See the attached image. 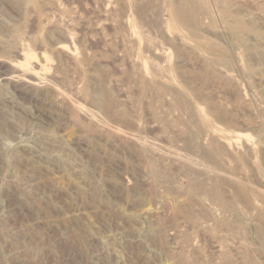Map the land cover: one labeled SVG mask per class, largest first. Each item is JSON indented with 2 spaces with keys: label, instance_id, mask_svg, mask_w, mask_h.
Segmentation results:
<instances>
[{
  "label": "rangeland",
  "instance_id": "1",
  "mask_svg": "<svg viewBox=\"0 0 264 264\" xmlns=\"http://www.w3.org/2000/svg\"><path fill=\"white\" fill-rule=\"evenodd\" d=\"M166 1L0 0V264H264V220L255 207L240 199L241 208L224 212L204 197L200 206V195L185 187L222 178L231 197L235 188L251 191L264 210V0H228L257 29L243 45L220 17L222 0L206 1L202 42L218 43L225 57L195 39L164 36L169 5L178 0ZM248 41L259 44L246 61ZM60 43L77 48V60L59 52ZM23 45L33 60L48 57L40 84L12 66ZM157 64L177 68L170 78L157 74ZM98 68L117 99L109 119L81 93L96 90ZM141 77L151 88L145 94ZM159 79L168 89L184 87L189 108L178 105L179 89L158 95ZM190 101L204 108L206 127ZM223 135L233 137L230 144ZM211 149L213 166L203 155ZM153 159L176 182H157ZM189 204L221 230L187 222Z\"/></svg>",
  "mask_w": 264,
  "mask_h": 264
},
{
  "label": "bare ground",
  "instance_id": "2",
  "mask_svg": "<svg viewBox=\"0 0 264 264\" xmlns=\"http://www.w3.org/2000/svg\"><path fill=\"white\" fill-rule=\"evenodd\" d=\"M160 2H161V0H159ZM163 1H166V0H163ZM207 0H178L175 4H174V2H173V4H170L169 5V8H168V6H167V4H166V2L168 3V1H166L165 2V4H166V8H168V10H169V12H168V16H167V18L166 19H164V23H165V25H166V29H163V33L162 34H164V36L166 35V37H167V34H165V32H170V33H174V35L176 36H178V37H180V39H181V41H183V42H186V43H188V41L190 42V39L191 40H197V42H199L198 44H196L198 47H201V50H202V47H206L207 49H210V50H214V51H216V52H218V54H220V55H222L223 57H225L226 56V53H225V51L222 49V48H220V46L218 45V43H213V42H210V43H208V42H206V44H204L205 42L203 41L202 42V40L204 39L201 35H200V33H199V30H200V32L202 33V31H201V26L200 25H202L203 26V22H201V19H203V18H201V15H203L204 16V14L208 11V10H210V8L208 7L209 5L207 4V2H206ZM221 1V0H220ZM22 2H24V3H32V4H37L38 3V0H22ZM217 2H218V0H217ZM222 2V8H220L219 6H218V3H217V6L219 7V9H221V10H219V11H221V14H220V17H221V15H222V19H224L230 26V29H231V31L233 30V32H234V34H235V36L237 37V38H239V39H241V41H242V45H243V41L246 39V41H247V38H246V35L248 34V33H253L254 32V34H255V32H256V35H257V29H255L254 27V25H253V23H251V22H249V18H247V20L244 18V14L242 13H240V11L238 12V10H236L235 11V9H234V11H232L231 10V7L230 6H233V5H231L232 3L230 2V1H228V0H222L221 1ZM164 4V3H163ZM220 4V3H219ZM165 6V5H164ZM239 7V6H238ZM238 9V8H237ZM246 11V10H245ZM209 13L211 12V10L210 11H208ZM165 14V15H166ZM211 14V13H210ZM206 17H207V15H206ZM209 17V16H208ZM246 17V16H245ZM163 20V19H162ZM203 21V20H202ZM224 21V22H225ZM251 21V20H250ZM162 22V21H161ZM226 23V24H227ZM212 24V23H211ZM227 24V25H228ZM213 25V24H212ZM215 26V25H214ZM164 27V26H163ZM213 27V26H212ZM165 28V27H164ZM165 30H167V31H165ZM17 32V31H16ZM186 33L187 34H189L188 36L186 35ZM262 33V32H261ZM261 33H259L260 35H261ZM17 34H19L18 32H17ZM16 34V35H17ZM263 34V33H262ZM178 37H176V38H178ZM247 37H248V35H247ZM263 39H264V34H263ZM173 38H174V36H173ZM203 38V39H202ZM175 39V38H174ZM189 39V40H188ZM239 39H237V40H239ZM248 39H250V37L248 38ZM176 40H178V39H176ZM245 43V42H244ZM247 43H249V45H250V43H251V41L249 42H247ZM195 44V43H194ZM259 43H257V45H258ZM195 45V46H196ZM257 45L255 44L254 46L255 47H257ZM261 45V44H260ZM13 45H11L10 44V46H9V48H11ZM196 46V47H197ZM246 47L248 46V44L247 45H245ZM244 46V50L243 51H245L246 49H247V53L246 54H248V59H246V61H249V58H250V56H251V52H252V55L254 56V54H253V51H254V46L252 47L251 45H250V47L248 46L247 48ZM242 47V46H241ZM7 48V47H6ZM8 48V49H9ZM246 48V49H245ZM258 48H260V46L258 47ZM200 49V48H199ZM253 49V51H251L250 52V50H252ZM21 51H19L18 52V56H20V59H16V60H13V62H12V66L14 67V69H15V71L18 73V75L19 76H22V77H30V78H33L34 80H36V82H37V84H40V83H42L43 82V80L45 79V78H47V68L49 67V64H48V57H46L45 55H43L42 57H43V59H44V61L42 60V59H40L39 60V58L38 59H36V60H33V58L34 57H36V56H33V54L32 53H30L29 52V50H30V48L29 47H27V46H25V45H23L22 46V49H20ZM57 50L59 51V52H65V53H67V54H69L73 59H75V60H77V58H78V52H77V48H73V47H71L70 46V44H68V43H60L59 45H58V47H57ZM258 50V49H257ZM255 51H256V49H255ZM259 51V50H258ZM249 52H250V56H249ZM180 53V52H179ZM164 54V53H163ZM165 57L166 58H169V53L168 52H166L165 51ZM246 55L244 54V57H245ZM37 58V57H36ZM231 58V57H230ZM215 60V59H214ZM214 60H213V62H214ZM224 60V59H223ZM216 61V60H215ZM217 61L219 62V61H222L221 59H217ZM224 61H227L226 59L224 60ZM229 61V60H228ZM227 61V64L229 63ZM256 62V61H255ZM247 64H246V66L248 65V66H250V69L248 68V66H247V68H248V70L250 71L252 68H251V66L253 65H250L251 63H252V61L250 60V62H246ZM249 63V64H248ZM245 66V67H246ZM254 66V65H253ZM62 66L60 65V68H61ZM172 68H173V66H171V67H165V66H162V65H160V64H157L156 66H155V71L157 72V74H160V73H164V72H168L167 73V75H169V77L171 78V74L172 73H174V71H175V69L177 68V67H174V71L172 72ZM246 68V69H247ZM62 69H63V67H62ZM62 71V70H61ZM177 71V70H176ZM253 71V70H252ZM65 72V71H64ZM160 72V73H159ZM178 72V74H179V72H180V74L182 73V71H177ZM156 75V74H155ZM95 76V75H94ZM159 77V76H158ZM106 77H105V73L100 69V68H98L97 70H96V80H97V82H98V87L96 88V90H93L92 91V88H90V87H88V86H86V87H84L83 89H82V96L84 97V99H88V101L90 100V102H93V104L92 105H94L95 104V107L93 106V108H94V110H95V108L97 107L98 108V110H100V111H104V113L106 112L107 113V115H108V119L110 118L109 117V113H113V111H114V109H115V107H114V105H115V100H117L116 98H115V92H113L111 89H109V87H107V83H106V81L105 80H107V79H105ZM54 79V78H53ZM155 80H157V79H155ZM158 81V80H157ZM157 81H155L154 82V84H156V85H154L153 84V86H155L154 87V89H155V91L157 92V94L158 95H160V96H162L163 94H165L164 92H167V90L166 89H168V86H167V88H165V87H163V86H165V85H158V83L159 84H164V83H160L161 82V80L159 79V82H157ZM205 82H206V80H204ZM94 82H96V81H94ZM139 85H140V87H141V89H142V92H143V94H145L149 89H151V88H149L148 86H147V84H146V81H145V79L144 78H139ZM95 88V87H94ZM174 88H175V91H174ZM170 87V89H168V91L170 92L171 91V89H172V91L175 93L176 91H177V89H179L178 91V93L176 94V96H175V98L177 99V102H178V105H181V107L182 106H184V107H186V108H189V106L187 107V105H188V103H189V100H188V98L190 99V97H188V98H184V95L186 94H183L184 93V91L182 90V89H184V87H181V88H176V87ZM199 88V87H198ZM91 89V90H90ZM193 90L194 91H196L197 90V87H196V89L195 88H193ZM95 91V92H94ZM172 91H171V93H172ZM193 91V92H194ZM203 92V91H202ZM201 92V90L200 89H198V95L200 94V96L201 97H204V93H202ZM173 94V93H172ZM174 94V95H175ZM195 95L197 94V93H194ZM157 95V96H158ZM197 96V95H196ZM200 96H198V97H200ZM159 97V96H158ZM157 97V98H158ZM186 97V96H185ZM200 97V98H201ZM175 99V100H176ZM187 100V101H186ZM193 101V100H192ZM192 101H190V104L189 105H191L192 107H190V109H192V108H194L193 106H194V104L196 103L195 101H193V105L191 104V102ZM183 107V108H184ZM124 108H126L127 109V111L129 112L130 110H128V108L127 107H123V109ZM126 109L124 110V112H123V110H122V112L124 113L123 115L126 117H129L130 115L127 113L126 114ZM97 110V109H96ZM196 113H195V112ZM194 115L195 114H197L196 115V117H198V121L200 122V124H201V126H202V128L203 127H206V124H207V122H208V117H207V114L205 113V110H204V108H199L198 106H197V104L195 105V108H194ZM97 112V111H96ZM106 113H105V115H106ZM96 114V116H100L99 115V111L97 112V113H95ZM98 114V115H97ZM102 115V114H101ZM104 115V116H105ZM106 115V116H107ZM103 116V115H102ZM101 116V117H102ZM111 116V115H110ZM100 117V118H101ZM107 118V117H106ZM106 118L104 117V119L106 120ZM107 119V120H108ZM130 120H132L131 118H130ZM213 132L215 133L216 132V130H213ZM236 136L239 138V137H249V135H247L246 133H243V132H238L237 134H236ZM223 138H224V142H225V144H230V142H231V140L229 139V138H233V137H228L227 138V136L226 135H223ZM94 139V138H93ZM95 141V140H94ZM144 146H145V148H146V144H144ZM143 146V147H144ZM147 149H148V147H147ZM146 149V150H147ZM255 148L253 147V146H251V151L253 152V150H254ZM145 150V149H144ZM214 150H219L220 151V153H222V154H224L225 153V151H224V149H218L217 147H214ZM213 149H211V150H208V151H206L203 155L205 156V158H206V162H207V160H209V163H211L212 165L211 166H213V164L215 163V165L219 162L218 161V159L215 157V151H214ZM190 152H192V150H189ZM189 152V153H190ZM151 162H150V166H151V171H152V176H153V178H155V179H157V182H158V180L160 181V179L162 180V181H170L171 180V182H172V184H173V182H176L175 180H173V179H171L172 177H171V175L169 176V175H167V173H164V172H162L160 169H159V162H157L156 160H150ZM211 161V162H210ZM205 162V163H206ZM208 163V162H207ZM207 166H208V164H206ZM209 167H210V164H209ZM208 167V169H210ZM259 167H260V165H259ZM111 168V167H110ZM115 173V172H114ZM79 174V173H78ZM109 174H111V173H109ZM84 175V174H83ZM113 176V175H112ZM77 177V176H76ZM162 177L164 178V179H162ZM169 177V178H168ZM96 178V177H95ZM166 178V179H165ZM85 179V178H84ZM174 179H176L175 177H174ZM89 180V179H88ZM91 180V179H90ZM177 180V179H176ZM161 181V182H162ZM166 181V182H167ZM219 182H218V184H211L210 186L208 185V183H206V185L204 184V182L203 181H201V183L199 182V183H197V181H196V183H195V181H194V183H192V185H191V182L189 183H185L186 185H185V187L188 185V184H190V185H188V186H191L192 188H193V190L194 191H192V192H194L195 193V195L196 194H199L200 196H195V197H199V199L197 200L196 198H195V202L197 203V201L199 202V200L200 199H202V200H200V204H201V202L202 201H204L203 200V197H204V199L205 200H207V203L206 204H208V200H210V203H213V202H215V205L214 206H221V209H223L224 210V212L225 211H228V210H231L232 209V211H234L233 209H235V207H236V209L239 207V205H241V201L242 200H240V199H243L244 200V202L242 203V204H249V205H247L248 207L250 206H253V208L255 207L256 208V210L254 209V211H256V213L258 212V214H259V216L261 217V218H263V220H264V210H262L260 207H259V205H258V203H257V200L255 201V198L254 197H252V196H250V194L252 195L253 193L251 192V191H243V190H239L238 188H235V191H236V193H235V195H234V197H231L232 195H229L228 194V192L226 191V186H227V182H223V179L222 178H220L219 180H218ZM83 182V181H82ZM171 182H169L168 183V185L170 184V185H172L171 184ZM163 183V182H162ZM166 184V183H165ZM167 185V186H168ZM136 187H137V189L138 190H136ZM133 190L135 191H140V190H142V189H140L139 190V187L140 186H136ZM169 187V186H168ZM141 188V187H140ZM170 188V187H169ZM189 187H187V189H188ZM236 189H238V190H236ZM189 190H191V188L189 189ZM125 192V191H124ZM128 192V191H127ZM131 192V191H130ZM137 192V193H138ZM185 192V191H184ZM186 192H187V190H186ZM225 192L228 194H225ZM134 193V192H133ZM136 192L134 193V194H136V195H138ZM140 193V192H139ZM142 193V192H141ZM250 193V194H249ZM190 194H193V193H189V195ZM140 195H142V194H140ZM188 195V196H189ZM127 196V195H126ZM139 196V195H138ZM227 196H228V198H227ZM253 196H254V194H253ZM190 197H194L193 195L192 196H190ZM202 197V198H201ZM207 197V198H206ZM229 197H231V198H229ZM208 198H210V199H208ZM193 199V198H192ZM257 199V198H256ZM189 200H191V199H189ZM194 200V199H193ZM193 200H191V201H193ZM190 201V202H191ZM237 202H241V203H237ZM246 202V203H245ZM194 205H195V203L194 202H192ZM205 203V202H204ZM198 204V203H197ZM200 204H198V205H200ZM202 204H203V202H202ZM206 204H204V205H206ZM236 204V205H235ZM191 204H189V208L185 211V214H184V216H185V219L187 218V222H189V223H193V222H196L197 223V225H199V221H201L200 222V224L201 223H205V218H204V220L202 221V219L201 220H199L200 219V215H199V217H198V215L196 214V211L194 212V214H193V212L191 211V210H193L196 206H194V205H191ZM212 205V204H211ZM235 205V207H233ZM194 206V207H193ZM200 206H202V205H200ZM207 206V208L208 209H211V208H209V206L208 205H206ZM214 206H212V207H214ZM244 206V205H243ZM247 206L245 207L244 206V208H247ZM190 207H193V209H191ZM249 207V208H250ZM204 208V207H203ZM216 208V207H215ZM239 208H241V207H239ZM252 208V207H251ZM207 209V210H208ZM219 210V209H216V211L217 210H219V211H222V210ZM242 209H243V207H242ZM195 210V209H194ZM214 210V209H213ZM212 210V215L214 214V211ZM237 211V210H236ZM242 212V210H240V209H238V212ZM228 212H231V211H228ZM227 212V213H228ZM206 213V215H207V212H205ZM210 213H211V210H210ZM222 213H223V211H222ZM195 214L197 215V218H196V216H195ZM208 214H209V211H208ZM219 214V213H218ZM226 214V213H225ZM233 214H234V212H233ZM244 214V213H243ZM202 216H204V215H202ZM211 216V215H210ZM209 216V217H210ZM213 216H215V215H213ZM230 216V215H229ZM229 216H227V218H229ZM218 217V216H217ZM220 217H221V215H220ZM224 218H225V215L223 216ZM211 218H212V216H211ZM222 218V217H221ZM213 219H215V218H213ZM213 219H212V221H213ZM197 220H199V221H197ZM208 220L209 219H207V223H205V224H207L205 227H209L210 225L209 224H211L210 222H208ZM219 219H217V221H218ZM225 220V219H224ZM228 220V219H227ZM210 221V220H209ZM216 221V220H215ZM214 221V222H215ZM236 221H239L238 219L236 220ZM236 221H235V223H236ZM232 222H234V221H231V223H230V220H229V222H228V225L226 224V226L229 228H233L232 230H236V227H237V230H238V224H240V223H238V224H235V223H232ZM203 223V224H204ZM209 223V224H208ZM216 223V222H215ZM217 223H219V222H217ZM226 223V222H225ZM224 223V224H225ZM203 224H201V227H203ZM204 224V225H205ZM223 224V226H225ZM193 225V224H192ZM212 225V227L211 228H213L212 230H216L217 228L216 227H214V225L213 224H211ZM218 226H219V224H217ZM237 225V226H236ZM215 226H216V224H215ZM223 226H221V227H223ZM236 226V227H235ZM241 226V225H240ZM239 226V227H240ZM235 227V228H234ZM215 228V229H214ZM229 228V229H230ZM206 229V228H205ZM219 227H218V229L216 230V231H219ZM221 230V229H220ZM244 230V229H243ZM239 231V230H238ZM214 233V232H213ZM220 233V232H219ZM223 238V237H222ZM220 239H221V236H220ZM223 240H224V238H223ZM186 242H188V243H191V241H190V238H188V237H186V240H185ZM219 241H221V240H219ZM223 242V241H222ZM227 242V241H226ZM189 245V244H188ZM222 245H223V243H222ZM227 245V244H226ZM223 247H224V245H223ZM195 251V250H194ZM189 252V251H188ZM187 251H186V253H188ZM192 252V253H191ZM190 253H191V255L193 254V251H191ZM196 253V252H195ZM226 253V252H225ZM221 254V253H220ZM223 254V253H222ZM229 255V254H228ZM242 255V254H241ZM188 256V255H187ZM197 256V255H196ZM195 256V257H196ZM189 257V256H188ZM211 257V256H210ZM227 257V254H226V256L225 255H223V258H222V256H221V259H223V260H228L229 258H226ZM232 257V256H231ZM183 258V257H182ZM191 258V257H190ZM194 258V257H193ZM212 258V257H211ZM184 259V258H183ZM210 259V258H209ZM220 259V260H221ZM232 259V258H231ZM191 260V259H190ZM219 259H218V261H220ZM244 260H245V258H244ZM206 261H208V260H206ZM222 261V260H221ZM227 262V261H226ZM225 261L224 262H219V263H221V264H227ZM228 262H229V260H228ZM230 262H231V260H230ZM234 263H235V261H233ZM244 262V261H243ZM209 263H210V261H209ZM193 264V263H192ZM196 264V263H195ZM229 264V263H228ZM231 264H232V262H231ZM244 264H257L256 262H254V261H245V263Z\"/></svg>",
  "mask_w": 264,
  "mask_h": 264
}]
</instances>
